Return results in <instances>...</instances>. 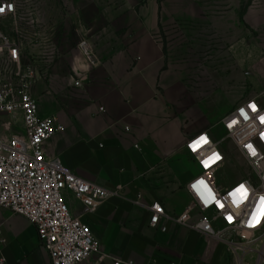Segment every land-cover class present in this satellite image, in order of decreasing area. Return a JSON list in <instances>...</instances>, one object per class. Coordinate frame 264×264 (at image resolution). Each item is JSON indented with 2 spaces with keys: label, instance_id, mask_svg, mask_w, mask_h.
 <instances>
[{
  "label": "crops",
  "instance_id": "0c3cea01",
  "mask_svg": "<svg viewBox=\"0 0 264 264\" xmlns=\"http://www.w3.org/2000/svg\"><path fill=\"white\" fill-rule=\"evenodd\" d=\"M63 3L67 10L42 16L58 58L42 64L45 72L31 88L39 114L56 116L65 127L44 142L43 151L77 176L106 188L120 186L119 196L93 213L83 214L80 204L65 195L99 242L98 252L78 264H113V259L234 264L224 243L178 224L167 223L160 232L148 224L149 212L131 201L139 196L144 205L160 203L167 213L179 214L189 201L186 183L198 173L185 140L203 130L215 140L223 133L225 111L198 100L200 94L163 53L157 0ZM72 35L76 44L86 39L92 56L69 48ZM0 253L7 264H50L34 226L3 208Z\"/></svg>",
  "mask_w": 264,
  "mask_h": 264
},
{
  "label": "built area",
  "instance_id": "2783aa9c",
  "mask_svg": "<svg viewBox=\"0 0 264 264\" xmlns=\"http://www.w3.org/2000/svg\"><path fill=\"white\" fill-rule=\"evenodd\" d=\"M36 6L37 0H0V7L5 8L0 13V208L23 216L34 226L50 264H78L98 252L99 242L82 214L71 211L65 195L80 204L83 214L93 213L106 199L119 196L120 186L106 188L88 181L74 174L58 157L44 154V142L65 127L56 116L39 114L31 92L45 72L42 64L53 63L59 51ZM77 47L86 58L92 56L85 38L79 39ZM74 86H79L78 80ZM250 104L256 106V113L248 107ZM240 109L245 110L247 119ZM260 115H264V82L260 92L237 102L222 116L223 133L218 140L207 130L189 136L184 149L198 167V173L186 183L189 201L174 215L160 203L144 205L137 196L131 201L149 212L148 224L159 226L160 232L166 231L167 223L186 226L224 243L234 264H248L244 259L247 253L254 254L253 264H264V124L259 121ZM201 136L207 143L194 151L190 145ZM223 139L231 142L237 159L227 157L221 145ZM249 144L253 149L247 147ZM213 154L217 158L206 167L204 162ZM228 165L237 167L239 177L223 184L219 176ZM199 180L214 194L208 203L193 187ZM240 185L247 196L237 205L229 193ZM217 200L223 208L217 206ZM195 213L198 217L193 219ZM228 215L233 217L231 222L226 219ZM121 263L132 264L113 259V264ZM0 264H7L1 253Z\"/></svg>",
  "mask_w": 264,
  "mask_h": 264
},
{
  "label": "rangeland",
  "instance_id": "374dc122",
  "mask_svg": "<svg viewBox=\"0 0 264 264\" xmlns=\"http://www.w3.org/2000/svg\"><path fill=\"white\" fill-rule=\"evenodd\" d=\"M63 1L37 0L38 15L67 10ZM157 7L161 16L157 38L163 53L200 94L198 100L227 113L261 91L264 0H157ZM5 28L10 30L7 24ZM68 41L69 48H78L73 35ZM221 145L230 160L239 157L228 139ZM238 177L237 167L228 165L219 179L224 184ZM244 259L253 264L254 254L247 253Z\"/></svg>",
  "mask_w": 264,
  "mask_h": 264
},
{
  "label": "snow or ice",
  "instance_id": "6c2138e0",
  "mask_svg": "<svg viewBox=\"0 0 264 264\" xmlns=\"http://www.w3.org/2000/svg\"><path fill=\"white\" fill-rule=\"evenodd\" d=\"M8 8L11 7V5H7ZM5 10L4 7H0V13H2ZM248 107L251 109V111L253 113L257 112V108L254 104H250L248 105ZM240 114L243 115L245 117V119H247V114L245 113L244 109H240ZM259 121L261 124H264V115H260L259 117ZM236 121H232V123H235ZM261 138H264V133H261ZM207 143L206 138L201 136L199 137L198 140L194 141L192 145H190V147L195 151L196 149H198L201 144ZM247 147L249 149H253V146L251 144L247 145ZM252 154L255 155V151L252 150ZM217 157L215 156V154H213V157H210L207 161H205V166L207 167L209 163H211L214 159H216ZM201 186H203L204 191H201ZM193 187L200 192L201 198L204 199L205 203H208L210 200L214 199V194L211 192L210 189L207 188V185L205 184V182L203 180H199L197 182V184H194ZM229 195L233 198V203L239 205L241 203V201H243L246 196H247V192L244 188L243 185H240L239 187H237L236 189H234V191L232 193H229ZM216 204L218 207L223 208L224 205L220 202V201H216ZM261 205L264 206V197L261 198ZM259 211V209H258ZM226 219L231 222L233 217L231 215L226 216ZM256 219V215L255 213L252 216V221L254 222Z\"/></svg>",
  "mask_w": 264,
  "mask_h": 264
}]
</instances>
